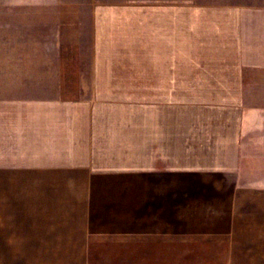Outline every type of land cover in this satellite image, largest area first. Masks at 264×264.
Listing matches in <instances>:
<instances>
[{"label": "crops", "instance_id": "obj_1", "mask_svg": "<svg viewBox=\"0 0 264 264\" xmlns=\"http://www.w3.org/2000/svg\"><path fill=\"white\" fill-rule=\"evenodd\" d=\"M10 5L0 264H264V0Z\"/></svg>", "mask_w": 264, "mask_h": 264}, {"label": "rangeland", "instance_id": "obj_2", "mask_svg": "<svg viewBox=\"0 0 264 264\" xmlns=\"http://www.w3.org/2000/svg\"><path fill=\"white\" fill-rule=\"evenodd\" d=\"M20 1L27 3L25 7L27 16V29L31 31H34L36 28L35 22L37 21L38 16L39 19L41 18V10H43V14L51 12L53 16L56 15L58 12L60 21L62 20L61 15L71 13L75 14L79 20H82L83 15L86 13V0H7V3L11 4L10 7L7 6V8H18V6L15 5L18 4ZM13 13H17V11H12V14ZM44 17L45 15L43 16V18ZM59 24L61 25L63 23L59 22ZM46 56L48 55L44 54V58ZM261 136L262 133L252 132L251 135L247 136L244 140L250 141L252 143L253 141L256 142L258 138L260 139ZM240 173L242 175V182L247 184L260 183V179L264 176V152H257V154L250 153L247 155V157L245 156L244 158H242L240 162Z\"/></svg>", "mask_w": 264, "mask_h": 264}]
</instances>
